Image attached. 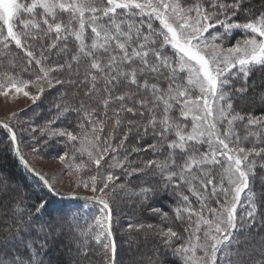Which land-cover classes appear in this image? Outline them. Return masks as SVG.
Listing matches in <instances>:
<instances>
[{
    "label": "snow or ice",
    "instance_id": "snow-or-ice-1",
    "mask_svg": "<svg viewBox=\"0 0 264 264\" xmlns=\"http://www.w3.org/2000/svg\"><path fill=\"white\" fill-rule=\"evenodd\" d=\"M235 30L244 38L225 46ZM257 68H264V3L253 0H0V96L22 94L36 105L46 90L58 92L55 117L28 130L38 133L33 154L59 145L73 189L61 191L25 158L16 111L0 119L4 150L49 192L100 206L92 223L66 230L78 213L41 221L47 200L28 207L23 195L10 197L0 264H97L93 242L99 264H118L120 199L168 222L138 219L127 231L150 233L178 264H264V178L256 172L264 169V110L234 106ZM258 100L264 104V95ZM73 113L67 127L55 126ZM134 177L143 179L133 185ZM169 192L171 215L151 203ZM256 237L259 251L243 247ZM60 245L72 254L67 262L52 257ZM149 264H162L159 253Z\"/></svg>",
    "mask_w": 264,
    "mask_h": 264
},
{
    "label": "trees",
    "instance_id": "trees-1",
    "mask_svg": "<svg viewBox=\"0 0 264 264\" xmlns=\"http://www.w3.org/2000/svg\"><path fill=\"white\" fill-rule=\"evenodd\" d=\"M253 3L258 7L260 4L264 3V0H253ZM241 22H243L244 18L241 17ZM244 38V32L243 30H235L230 37L227 38L225 42V46H231L237 39ZM219 42V41H218ZM14 52L19 53L18 49L13 48ZM20 54L21 60H23V54ZM248 84L251 86L248 88V91L243 96H237L236 100H234V106L236 107L237 111H251L253 114H260L262 110H264V104L260 103L258 100L259 95H264V68H257L248 78ZM237 86H241L240 84H237ZM60 92L68 91V87L65 86L64 88H60L57 86ZM58 96V92L53 89L51 92L45 94L44 97L41 98V101H38L36 105H33L26 113V116L28 112L30 114L28 117L31 119L30 121L35 125H42L46 121L53 119L56 115V110L52 107L54 99ZM58 102V101H57ZM39 105V106H37ZM38 112L37 114H34V112ZM77 119L76 115L73 113L72 115L68 116L67 119L62 120L61 122H58L55 126L56 127H67L69 124V121H75ZM35 134V133H34ZM36 136H38V133H36ZM7 131L0 128V174H3L5 176V179L9 181L12 184H16L17 187L21 190L23 193V197L27 203L28 207H31L32 204L36 203L38 201V198H43L45 200L51 199L52 202H54V207H48L44 213V215H41V221H48L52 216L57 215L60 212L68 213L73 212V208L71 207L72 202L75 201H59L57 200L48 190L43 186L41 182H38V190L39 192L31 193L28 189V181L27 179V172L22 168L21 162L19 158L13 153L4 150V146L7 145ZM245 146H250L249 144H246ZM258 146H264V145H258ZM22 148V146H21ZM60 151L59 145H57L55 148L49 147L45 148V152H48L51 155L57 156V153ZM151 156L150 153L142 154L140 156H137L136 159L144 160ZM26 158V157H25ZM36 169V168H35ZM37 170V169H36ZM257 175L261 178H264V169L257 168L256 169ZM42 174V173H41ZM43 175V174H42ZM46 179L45 175H43ZM143 178L141 179H132V184L136 185L141 182ZM15 186H8V193L6 196L0 197V218H3V211H4V205H7L10 202V197L16 196L20 193L17 192L18 189ZM255 188L259 190L261 188V183L257 182L255 184ZM187 194V192L185 193ZM21 195V194H20ZM171 197L170 192L165 194L161 193L160 196H158L155 200H153L152 206L155 208L160 209L163 212H168L169 215H171V210L175 207L174 200ZM190 199L193 202V205L195 206L197 204V201L195 197H190ZM132 203H134L133 200H130ZM98 205V204H93ZM136 208L132 209L131 215V221L132 223H136L139 219V222L145 223V224H153L154 226L158 227H165L168 222L163 221L162 217L160 216H153L151 213H145L140 210L138 212ZM243 204L238 207L237 214L242 215L243 214ZM114 212V209H113ZM138 215H137V213ZM115 215V212L113 214V217ZM133 215V216H132ZM82 218L78 219H72L69 218V223L65 225V229L67 230L69 227H79L84 228L86 227L83 225ZM88 219L85 223H89ZM114 226L113 231L116 236V243H117V254H116V260L118 261V264L122 263V251L119 250V236H118V230L121 229L116 225L117 220L116 217L114 218ZM10 222V221H9ZM178 230V229H176ZM130 237L134 240H138L139 244L136 243V248L134 252L136 255L140 256L139 260L141 264H149V261L151 258H154L155 253H159V258L162 262V264H178L179 258L175 255H172L170 252L166 250H162L160 247V241L154 237L153 235L146 234L144 232H128ZM244 238V235L241 234V239ZM131 239V240H132ZM258 239H262V237H256L254 241H249L247 245L255 244V242H258ZM260 242V241H259ZM93 251L96 253V255L93 256V259L97 261V264H99V253H100V247L99 245L95 244L93 242ZM130 249L125 248V251H129ZM58 252V247L53 249L52 257L55 260H60L67 262L69 261V256L67 254H60V257H55V252ZM130 252H132L130 250ZM128 264H136L134 262H129Z\"/></svg>",
    "mask_w": 264,
    "mask_h": 264
},
{
    "label": "rangeland",
    "instance_id": "rangeland-1",
    "mask_svg": "<svg viewBox=\"0 0 264 264\" xmlns=\"http://www.w3.org/2000/svg\"><path fill=\"white\" fill-rule=\"evenodd\" d=\"M29 91L35 92V89L29 88ZM52 90H46L44 93L45 94L51 92ZM43 96V97H44ZM33 106L32 102L24 98L22 94L16 98L13 99L11 97V94L8 98H5L3 96H0V119H4L7 115L10 114L11 111H16L19 113L18 116V121L21 123L22 127L18 129V138L22 141L21 146L23 150V154L25 155L26 159L29 160L30 164L34 165L37 171L41 172L43 175H45L48 178H53L51 182H53L55 185L58 186V188L63 191V192H68L71 189H73L74 184L73 181L75 177L70 176L67 174V171L64 168V165H62L59 160L57 159V156L51 155L48 152H45V148H41V151L38 155L33 154L32 148L33 147H40V145H37L33 139V137L36 136V133L34 134L31 132L30 129L31 127H35V125L30 121L31 119L28 117L30 112H28L27 116L26 113ZM24 110V111H21ZM38 112H34V114H37ZM81 158L76 159V163L80 162ZM84 162L87 164V157L85 156ZM107 159V158H106ZM104 167V162H101V168ZM23 169L28 172L24 167ZM87 171V170H86ZM83 175V173H81ZM27 176V181L28 183V190H30L31 193H36L40 191L38 190L39 186L37 183V179L33 177L32 175L26 174ZM0 179L4 181V185H0V188L6 187V192L8 191V186H15L17 187L16 184H12L9 181L5 179V176L3 174H0ZM133 179H136L135 177ZM16 189L18 193L21 195L23 194L21 190L17 187ZM8 193V192H7ZM82 194H88L90 193H82ZM171 194V193H170ZM6 196L3 192H0V197ZM131 199H120L118 201V205L114 206V212H115V217L117 220L116 225L120 227L121 229L118 230V240H119V245L118 248L119 250L122 251V263L123 264H128L129 262H134L136 264H141L138 255L134 252L136 248V243L139 244L138 240H133L130 235L128 234L127 231V224L131 221V215L132 214V205L133 203L130 201ZM48 201V200H47ZM80 202V201H79ZM76 203V205H73V212L78 213V220L79 218L84 217L81 220L83 221V225H87L85 222L89 220V223H92L93 218L95 216H99L100 213L97 211V209L100 207L99 205H94L91 206L87 203ZM87 205L86 207H81L82 205ZM55 205L49 199L48 201V206L47 207H54ZM2 210V209H0ZM138 212L140 210L136 209ZM135 210V211H136ZM113 212V214H114ZM137 213V212H136ZM43 215V213H42ZM138 215V213H137ZM133 216V215H132ZM114 217V218H115ZM261 238V237H260ZM132 239V240H131ZM261 239H258V242L256 241L255 244H251V248L256 249L259 251V241ZM130 249L132 252L125 251V248ZM243 247H249V245L246 246V244L243 245ZM60 254H67L69 256V259L71 258V253L67 252L62 245L58 246V252H55V257H60Z\"/></svg>",
    "mask_w": 264,
    "mask_h": 264
}]
</instances>
